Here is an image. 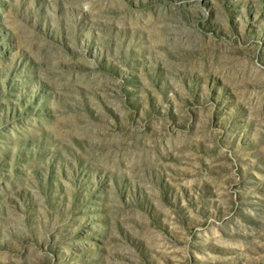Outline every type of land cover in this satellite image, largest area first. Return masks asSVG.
I'll return each instance as SVG.
<instances>
[{"label":"rangeland","instance_id":"1","mask_svg":"<svg viewBox=\"0 0 264 264\" xmlns=\"http://www.w3.org/2000/svg\"><path fill=\"white\" fill-rule=\"evenodd\" d=\"M0 264H264V0H0Z\"/></svg>","mask_w":264,"mask_h":264}]
</instances>
